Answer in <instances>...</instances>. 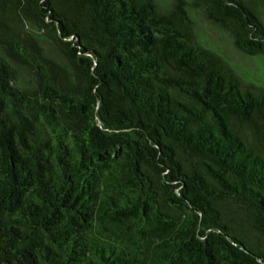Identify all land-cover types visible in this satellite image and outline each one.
<instances>
[{
    "label": "trees",
    "instance_id": "obj_1",
    "mask_svg": "<svg viewBox=\"0 0 264 264\" xmlns=\"http://www.w3.org/2000/svg\"><path fill=\"white\" fill-rule=\"evenodd\" d=\"M264 0H0V264H264Z\"/></svg>",
    "mask_w": 264,
    "mask_h": 264
},
{
    "label": "rangeland",
    "instance_id": "obj_2",
    "mask_svg": "<svg viewBox=\"0 0 264 264\" xmlns=\"http://www.w3.org/2000/svg\"><path fill=\"white\" fill-rule=\"evenodd\" d=\"M159 2H164V0H157ZM198 26L200 29V34L208 40L212 45L218 47L226 55H228L231 60L236 64V66L247 72L249 74H254L256 76L262 74L264 68L259 65L255 60L246 58L242 54L234 51L230 39L228 36L219 30L213 28L206 22L201 20L198 21Z\"/></svg>",
    "mask_w": 264,
    "mask_h": 264
}]
</instances>
